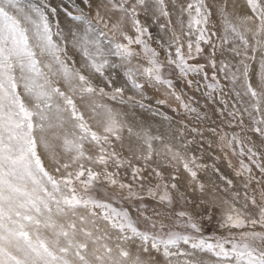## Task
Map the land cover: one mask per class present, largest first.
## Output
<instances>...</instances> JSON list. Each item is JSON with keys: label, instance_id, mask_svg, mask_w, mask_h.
I'll return each mask as SVG.
<instances>
[{"label": "snow or ice", "instance_id": "obj_1", "mask_svg": "<svg viewBox=\"0 0 264 264\" xmlns=\"http://www.w3.org/2000/svg\"><path fill=\"white\" fill-rule=\"evenodd\" d=\"M0 264H264V0H0Z\"/></svg>", "mask_w": 264, "mask_h": 264}]
</instances>
